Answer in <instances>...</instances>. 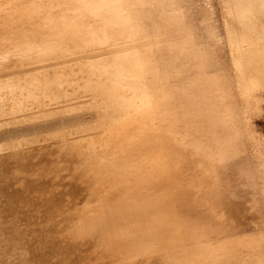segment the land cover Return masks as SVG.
<instances>
[{
	"label": "bare ground",
	"instance_id": "obj_1",
	"mask_svg": "<svg viewBox=\"0 0 264 264\" xmlns=\"http://www.w3.org/2000/svg\"><path fill=\"white\" fill-rule=\"evenodd\" d=\"M220 2L249 121L264 90V0ZM0 18L15 34L0 36V264H88L102 176L139 187L165 175L134 17L127 0H0ZM252 154L264 200V158ZM164 194L147 199L143 222L159 252L148 244L136 264H264L262 235L183 248Z\"/></svg>",
	"mask_w": 264,
	"mask_h": 264
},
{
	"label": "rangeland",
	"instance_id": "obj_2",
	"mask_svg": "<svg viewBox=\"0 0 264 264\" xmlns=\"http://www.w3.org/2000/svg\"><path fill=\"white\" fill-rule=\"evenodd\" d=\"M127 2L165 175L138 188L102 176L97 203L102 220L96 224L100 233H87L86 262H145L151 256L144 252L147 245L157 248L162 240L146 231L145 207L147 199L161 193L166 197L157 199L159 209L170 212L179 224L185 249L264 238V200L252 154L260 151L264 158V90L260 108H254L248 121L228 59L220 0ZM3 24L0 20V36H15L2 29ZM88 214L93 228L95 211ZM165 244L175 251L173 243Z\"/></svg>",
	"mask_w": 264,
	"mask_h": 264
}]
</instances>
